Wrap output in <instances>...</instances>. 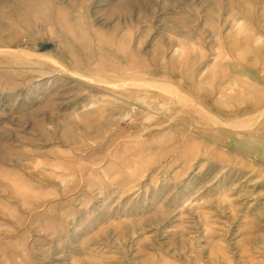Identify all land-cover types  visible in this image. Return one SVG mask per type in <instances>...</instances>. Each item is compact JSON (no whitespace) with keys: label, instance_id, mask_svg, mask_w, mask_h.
<instances>
[{"label":"rangeland","instance_id":"1","mask_svg":"<svg viewBox=\"0 0 264 264\" xmlns=\"http://www.w3.org/2000/svg\"><path fill=\"white\" fill-rule=\"evenodd\" d=\"M257 99L264 0H0V264H264Z\"/></svg>","mask_w":264,"mask_h":264},{"label":"bare ground","instance_id":"2","mask_svg":"<svg viewBox=\"0 0 264 264\" xmlns=\"http://www.w3.org/2000/svg\"><path fill=\"white\" fill-rule=\"evenodd\" d=\"M124 84V83H123ZM204 90V89H203ZM205 91V90H204ZM208 91V90H207ZM209 92V91H208ZM219 92V91H218ZM177 95V94H176ZM180 95V94H179ZM178 95V99H180V101L181 100H184V98L182 97V96H179ZM210 97V96H209ZM186 100V102H187V104L188 105H193V106H195L197 109H198V111L199 112H201V113H205V114H207L212 120H216V121H219V120H217V118L214 116V114L212 113V112H210V110L207 108H204L203 106L201 107L200 105H198L196 102H193V101H191L190 99H185ZM252 102V101H251ZM247 103V102H246ZM244 104V103H243ZM249 104V103H248ZM244 106V105H243ZM245 106H247V105H245ZM260 106H264V99L263 100H261V99H257L252 105H251V107L249 108L250 110H254V109H258ZM220 107V106H219ZM222 107V106H221ZM226 108V107H225ZM215 109V108H214ZM233 109H235V108H233ZM232 109V110H233ZM237 109V108H236ZM228 110V109H227ZM239 110V109H238ZM242 110V109H241ZM240 110V111H241ZM234 111V110H233ZM235 111H237V110H235ZM218 112V111H217ZM228 111H224L223 110V108L221 109V111H220V113L221 114H226ZM219 114V113H218ZM259 115H258V117H263V115H264V108H262L261 109V111H260V113H258ZM207 117V116H206ZM191 118V117H190ZM208 119V118H207ZM210 120V119H209ZM211 120V121H212ZM220 123H221V121H220ZM232 127V126H231ZM233 129V128H232Z\"/></svg>","mask_w":264,"mask_h":264}]
</instances>
